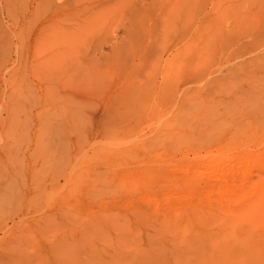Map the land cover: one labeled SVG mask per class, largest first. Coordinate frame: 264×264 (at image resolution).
I'll list each match as a JSON object with an SVG mask.
<instances>
[{"label":"rangeland","instance_id":"374dc122","mask_svg":"<svg viewBox=\"0 0 264 264\" xmlns=\"http://www.w3.org/2000/svg\"><path fill=\"white\" fill-rule=\"evenodd\" d=\"M263 19L264 0H0V65L10 60L0 72V125L12 82L40 103L47 71L37 63L48 50L76 89L62 110L68 123H39L15 100L23 123L9 135V167L42 164L48 173L50 158L70 154L75 176L58 182L63 214L81 209L95 219L106 207L128 220L145 211L144 230L158 231L170 264H194L200 246L186 250L178 229L153 225L159 213L168 214L159 223L178 222L181 209L200 205L211 217L202 227L219 233L264 189ZM22 42L27 59L13 63ZM51 139L63 143L49 149ZM149 167L159 175L136 174ZM8 182L0 176V227L10 213ZM15 182L31 195L23 176ZM97 197L101 204L90 205Z\"/></svg>","mask_w":264,"mask_h":264},{"label":"bare ground","instance_id":"6f19581e","mask_svg":"<svg viewBox=\"0 0 264 264\" xmlns=\"http://www.w3.org/2000/svg\"><path fill=\"white\" fill-rule=\"evenodd\" d=\"M256 24L263 33L264 19ZM262 45L264 46V38ZM26 59V45L22 42L21 52L15 55L12 62L22 63ZM9 62L7 60L0 65V72L6 69ZM37 64L46 69L47 77H52H46L38 84L41 93H36V97L40 103L31 101L34 94H28V88L17 82L11 83L9 94L2 101L6 106V118L2 121L5 125H0V128L7 139L0 147V176L3 175L9 181L4 188L10 196L5 197L10 213L5 218V225L0 227V264H170V251L162 246L161 240L155 238L158 231L150 234L144 230L145 211L132 210L128 220L120 219L118 214L106 207L93 213L95 219H88L81 209L74 211L72 217L63 214L66 204L64 197L58 194V182L62 178L64 182H68L75 176V165L70 154L64 155V163H59L56 157L50 158L48 173L42 164L38 168L23 165L9 167L7 153L12 152L11 142L16 139L9 140V135H14L17 132L14 127L23 123V119L20 120L16 115V99L22 104L21 109L34 110L32 118H36L39 123L46 120L59 122L64 118H67L68 123L70 119V113L62 114V110L72 103L76 90L74 84L66 80L70 70L63 67L64 64L54 49L46 51ZM14 72L15 69L11 74ZM33 72L39 75V70ZM8 123H11L8 126L10 129L7 127ZM37 137L39 134H35V138ZM52 139L49 149L56 145ZM62 143L59 142L56 147ZM36 146H41L39 139ZM159 173L150 167L142 173L136 172L152 174L154 177ZM210 175L207 171L201 174L204 179H209ZM22 176L31 195L21 192L22 188L19 190L15 182V179ZM101 197L104 198V195ZM101 197L91 200L90 205L101 204ZM82 207L84 205L79 206ZM206 212L200 205H194L188 210H180L178 222L172 220L167 223L159 222L168 217V214L159 213L153 226L160 230L162 225H159L165 224L169 227V232L178 229V244L186 250L191 247V242L193 249L200 246L201 252L196 254L198 258L193 257L194 264H264L263 188L253 190V199L236 214V218L229 224L230 228H224L219 233L202 227L204 217L211 218ZM231 232L233 241L230 244ZM188 233L192 235L191 238L187 236ZM218 237L225 241L214 245ZM174 251L177 255L181 254L176 249ZM184 253L190 255L187 251L182 254ZM183 261L186 264L189 262L187 259Z\"/></svg>","mask_w":264,"mask_h":264}]
</instances>
